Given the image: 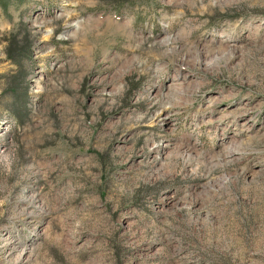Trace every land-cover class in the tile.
Returning a JSON list of instances; mask_svg holds the SVG:
<instances>
[{
    "label": "rangeland",
    "instance_id": "1",
    "mask_svg": "<svg viewBox=\"0 0 264 264\" xmlns=\"http://www.w3.org/2000/svg\"><path fill=\"white\" fill-rule=\"evenodd\" d=\"M0 264H264V0H0Z\"/></svg>",
    "mask_w": 264,
    "mask_h": 264
}]
</instances>
